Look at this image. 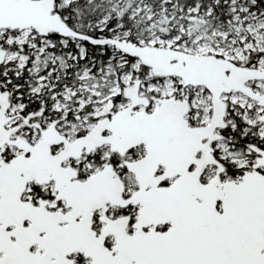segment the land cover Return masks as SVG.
I'll list each match as a JSON object with an SVG mask.
<instances>
[{"label": "snow or ice", "instance_id": "6c2138e0", "mask_svg": "<svg viewBox=\"0 0 264 264\" xmlns=\"http://www.w3.org/2000/svg\"><path fill=\"white\" fill-rule=\"evenodd\" d=\"M0 264H264V0H0Z\"/></svg>", "mask_w": 264, "mask_h": 264}]
</instances>
